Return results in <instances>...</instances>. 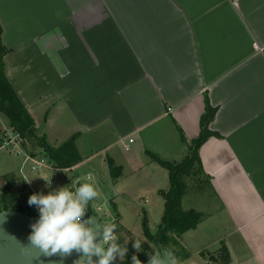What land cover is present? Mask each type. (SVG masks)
I'll return each mask as SVG.
<instances>
[{
    "label": "crops",
    "instance_id": "1",
    "mask_svg": "<svg viewBox=\"0 0 264 264\" xmlns=\"http://www.w3.org/2000/svg\"><path fill=\"white\" fill-rule=\"evenodd\" d=\"M0 24L6 76L37 135L57 147L78 134L81 161L69 170L92 173L132 205L133 187L154 193L155 231L168 172L146 151L181 161L177 127L187 141L198 136L206 97L218 136L198 154L217 209L183 208L205 218L179 238L189 257L172 254L171 264H205L222 243L230 264H264V0H0ZM100 141L102 150L89 146ZM4 149L0 177L14 174L37 194L31 168ZM108 160L121 169L114 180Z\"/></svg>",
    "mask_w": 264,
    "mask_h": 264
},
{
    "label": "trees",
    "instance_id": "2",
    "mask_svg": "<svg viewBox=\"0 0 264 264\" xmlns=\"http://www.w3.org/2000/svg\"><path fill=\"white\" fill-rule=\"evenodd\" d=\"M2 34L3 29L0 24V112L8 118L9 127L20 135L23 147L25 150L29 149L30 151H27L31 155L34 156V150L38 149L51 162L54 169L66 170L72 168L81 161L76 147L78 134L72 135L57 147H51L44 137L37 135L33 118L27 112L7 79L4 58L11 53V50L5 46ZM215 113L216 108L212 107L205 97L204 111L199 118L198 136L191 141H187L182 130L177 127L180 139L187 147L186 156L181 161L163 160L157 155L146 151L152 161L158 163L168 172V188L159 191L163 198V211L156 231L152 233L148 227H144L145 241L139 242L140 250L127 254L121 260L118 258L120 264H135L132 261L134 256L142 264H148L149 255L156 256L160 245L174 256L189 257V252L179 243V238L183 233L195 229L205 218V215L193 208L184 210L181 206V200L187 191V181L192 184L199 182L202 184L203 182L211 192V185L203 172L198 150L207 138L218 136L216 132L209 129V124ZM108 168L111 178L113 180L118 178L121 172L120 167L108 160ZM32 194L34 193L28 190L23 179L16 177L14 174L3 175L0 177V212L15 210L19 204H22L24 213L38 217L39 211L36 206H29L27 203L29 196ZM86 212L92 213L93 210L88 206ZM113 223L117 225L114 230L115 236L118 237L117 243L124 246L125 239L120 236L119 221L115 219ZM201 254L205 255V252H201ZM207 257L214 264H220V262L230 264V256L223 243L215 254H208Z\"/></svg>",
    "mask_w": 264,
    "mask_h": 264
},
{
    "label": "clouds",
    "instance_id": "3",
    "mask_svg": "<svg viewBox=\"0 0 264 264\" xmlns=\"http://www.w3.org/2000/svg\"><path fill=\"white\" fill-rule=\"evenodd\" d=\"M83 178L94 181L92 173ZM97 196L96 188L89 183L80 185L75 194L61 188L47 195H30L27 203L29 206H36L39 219L30 225L31 232L27 237L29 244L48 257H66L76 250L82 255L74 264H115L117 258L121 260L126 257L127 248L117 243L118 237L114 235L117 227L115 223L104 226L102 241L96 244L95 234L87 226L90 222H81L85 205ZM104 245H107L106 249ZM133 247L139 251V242L135 241ZM93 256L98 257V261L93 260ZM132 261L142 264L135 256ZM148 264H156L154 255H149Z\"/></svg>",
    "mask_w": 264,
    "mask_h": 264
},
{
    "label": "rangeland",
    "instance_id": "4",
    "mask_svg": "<svg viewBox=\"0 0 264 264\" xmlns=\"http://www.w3.org/2000/svg\"><path fill=\"white\" fill-rule=\"evenodd\" d=\"M105 144V143H104ZM103 145V143L96 142L93 145H89L91 148H95L97 150H100ZM10 150V149H9ZM88 150V148H85V151ZM102 150V149H101ZM11 151V150H10ZM4 153L8 152L7 149L3 150ZM11 155L13 157L18 158V161L22 160V157L17 156L16 154H13L11 151ZM101 153V151H100ZM186 156V153H183L181 157H179V160H182ZM39 158V157H38ZM174 160H172L173 162ZM45 164L46 168H40L31 170L29 167V164H27L30 169V171L33 173L35 179L29 180L30 187L33 188L37 194H44L47 195L49 193H54L58 191L61 188H66L69 191H71L73 194H75L77 188H79L80 185L84 183L93 184L95 188L98 190L101 189V185H98L96 182H92L89 180L84 179L83 177L86 176L87 173H79L77 170L70 171L69 169L66 170H59L54 168H47L49 167V162L45 158ZM78 176H83L79 180V184L77 186L76 179ZM96 183V184H95ZM116 189H112L110 186H106L105 189H101L98 192V196L91 200V202H87L85 205V210H87V207L90 205H94L95 207L102 208L103 211H105L109 216L113 215L114 218L117 217V215L114 212V209L112 205L109 202V198L114 196V199L116 201V207L117 211L120 214V221L118 228L120 229V236L124 238V246L127 248V254L135 253L137 250L133 247V244L135 241L141 242L145 241V237L143 235V228L148 227V229L153 233L155 231V223H153L154 218L159 214L158 210H160V203L158 202V199L155 197L154 193H152L149 190H142V188H139L138 186L133 187L130 192L126 195V197L133 199L135 204H130L129 202H126L127 199H121L119 195L115 196ZM147 200V201H146ZM152 209L150 217L146 218L142 207ZM182 208H189V207H195L198 210L202 211L203 213H211L216 212L217 205L216 202L210 192V190L207 189L206 185L204 183L199 182L192 184L190 181H187V191L182 197ZM39 217V213L37 214ZM204 227V229H208V224ZM208 235L214 236L215 232L209 231ZM153 246V245H152ZM141 248V247H140ZM154 248V247H153ZM170 252V251H169ZM126 254V255H127ZM177 257V256H176ZM203 259H207L206 256L202 255ZM182 264H188L187 261H184ZM205 264H214L212 261L207 260Z\"/></svg>",
    "mask_w": 264,
    "mask_h": 264
},
{
    "label": "water",
    "instance_id": "5",
    "mask_svg": "<svg viewBox=\"0 0 264 264\" xmlns=\"http://www.w3.org/2000/svg\"><path fill=\"white\" fill-rule=\"evenodd\" d=\"M91 209L93 210V206ZM22 210L23 205L19 204L15 210L0 212V264H74L82 255L73 250L71 255L66 257L44 256L39 249L32 247L27 239L31 232L30 225L39 217L28 215ZM84 217L90 222L87 226L95 234L94 242L100 244L98 215L93 211L86 213ZM155 257L156 264H171L172 253L161 245ZM98 259L93 256V260Z\"/></svg>",
    "mask_w": 264,
    "mask_h": 264
},
{
    "label": "built area",
    "instance_id": "6",
    "mask_svg": "<svg viewBox=\"0 0 264 264\" xmlns=\"http://www.w3.org/2000/svg\"><path fill=\"white\" fill-rule=\"evenodd\" d=\"M0 148L10 149L13 152V154L22 157L23 162L29 164L32 170L46 168L45 158L44 157L36 158L33 155H31L29 152H27L22 145V138L20 137V135L9 126H5L0 132ZM93 211L99 217V236H100V241H102V232L104 226L112 224L115 218L113 217V215L109 216L100 207H93ZM86 213L87 212H85L84 215ZM84 215L81 218V222L86 221ZM114 235H115V231H114ZM104 247L106 249L107 245H104ZM115 264H120L118 258Z\"/></svg>",
    "mask_w": 264,
    "mask_h": 264
}]
</instances>
